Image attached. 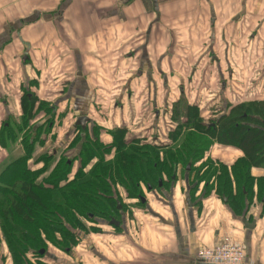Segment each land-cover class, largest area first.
Returning a JSON list of instances; mask_svg holds the SVG:
<instances>
[{
	"label": "crops",
	"instance_id": "crops-1",
	"mask_svg": "<svg viewBox=\"0 0 264 264\" xmlns=\"http://www.w3.org/2000/svg\"><path fill=\"white\" fill-rule=\"evenodd\" d=\"M241 24H246L245 33L240 32ZM244 36L245 50L235 53L241 51L248 58V70H254L255 57L264 53L257 47L264 41V0H0V123L20 117L22 83L38 79L37 72L48 70L53 60L62 71V82L69 81L53 97L73 98L76 107L77 91L94 84L92 68L107 65L108 58H133L140 79L155 87L156 72L166 86L162 74L185 72V58L194 51L200 58L223 50L209 44L208 51L206 42ZM160 41H167V48L159 49ZM212 62L222 66L218 58ZM189 72L196 71L192 67ZM85 98L87 103L89 96ZM205 156L228 168L244 157L236 146L216 139ZM249 174L253 196L241 215L217 204L214 192L205 202L187 205V178L177 177L168 190L151 192L143 206H130L119 229V244L108 240L96 245V252L112 263L118 258L119 264H205L196 257L199 250L231 240L244 246V264H264V202L258 198L264 168L251 167ZM242 221L254 227L248 230Z\"/></svg>",
	"mask_w": 264,
	"mask_h": 264
},
{
	"label": "rangeland",
	"instance_id": "rangeland-1",
	"mask_svg": "<svg viewBox=\"0 0 264 264\" xmlns=\"http://www.w3.org/2000/svg\"><path fill=\"white\" fill-rule=\"evenodd\" d=\"M243 14L240 10V16L243 17ZM245 26L246 24L240 25V32H246ZM147 43L149 44L150 42ZM206 43L208 51L210 49L209 44H211L212 48L223 50L213 55L214 57L210 52L200 58L195 56L197 52L193 50L194 55L185 58L186 65H188L184 70L185 72L174 73L176 74L175 76L172 73L162 74L166 76V86L162 81V77L158 76L156 72L152 73V80L156 81L155 87L152 83L146 84V80L140 79L138 75L140 67L137 68L135 66L136 62L133 58L130 59L123 56L108 58L109 63L107 65L105 63L100 65V67L95 65L94 69L92 68V71L95 72L93 76L94 84L86 90L85 87L80 88L78 91L76 90L79 94L78 97H80L77 100L78 106L76 107L75 103H73L75 102L73 98L53 97L69 81L62 82L63 75L59 65H57V60L48 62V70L37 72L39 78L31 79L28 83H22L24 85L19 90L21 97L24 93L32 97L33 106L36 109L34 112L38 111L36 116L19 118L10 116L0 123V160L3 159L0 163V175L3 170L18 158L24 156L21 139L27 128L32 125L35 126L44 118H55L53 123L57 124V126L54 125L51 132H42L41 136L44 135L46 138L45 143L42 145L36 144L30 158L27 157L29 160H25V165L31 167L42 154L51 153V150L58 147L59 142L65 141L67 137L72 138V126L75 124V118L78 117L75 115L81 113L88 118L86 129L96 128L100 143L107 148H110L109 146L113 144L115 135L123 139L126 144L131 140H138L135 145L139 147L142 145L155 146V142L157 145L168 144L179 148L182 147L180 145L185 139L172 143L168 138V134L176 132L178 124L185 125L181 132L185 134V138L188 137L193 145L191 150L195 152L194 156H191L188 160L186 159L185 162H192V168L196 170L201 169L199 174H191L190 182L192 185L195 183L193 181L195 178L203 177L207 168L211 166L217 167L213 163L211 164L210 162L212 161L205 156L206 151L214 140L207 129L215 126L216 128L218 127L216 129L218 132L225 123L237 117L238 124L254 126L264 132L263 124L260 123L264 122V53L261 52V57H255V69L253 70L252 67L248 70V58L243 56L241 51L239 55L235 53L238 50H245L246 36L242 39L239 38L237 41ZM167 45V41H160L159 49L167 48ZM257 47L264 49V41L258 42ZM227 49L229 50L227 51ZM231 51H234L235 55L227 57L226 54ZM216 58L220 59L221 67L216 68L215 63L212 62V59ZM127 59L129 60L126 63ZM158 60L166 62L168 58L158 57ZM192 67L196 71L195 73L189 72V68ZM146 68L149 67L147 66ZM123 72L127 75H124ZM86 94L89 99L87 103H84L83 98H85ZM69 102L73 104L71 105ZM44 105L49 108L52 107L54 113L45 112L43 110ZM236 106L240 107V109H237L238 112L236 114H232V110ZM77 107L78 109H76ZM72 109L75 110L73 111ZM62 112L66 114L60 116ZM187 113H194L197 116H187ZM239 113L240 115H238ZM45 114L46 116H44ZM245 114L250 120L255 115L260 122H256L254 125V123L249 121H240V116ZM38 118L40 121H37ZM24 122L26 126H23ZM7 123L11 127L8 128L7 132L2 133V125ZM154 137H157L155 141H153ZM113 157L114 148L102 155L104 161L111 160ZM41 160L43 159L41 158ZM55 161L57 162V159ZM97 161L98 158L93 159L84 168V171L88 172V170H91V166ZM55 165L50 166L49 171L39 176L38 180H43L44 177L53 172ZM36 166L46 169L49 165L39 163ZM78 167L79 163L74 162L67 174V178H72ZM177 168L175 178L186 177L184 165ZM217 168L219 169V167ZM10 171H8L7 176H9ZM215 180L210 178L208 183L213 186ZM110 184L113 195L116 194V190L120 193V201L117 204H119L121 213L114 220L119 221L121 226L124 221H127L126 214H129V207L138 205V201L126 199L121 186H114L113 181ZM204 186V182H202L197 188L195 187L194 190H198L195 194L194 192H189V202L191 204L195 203L193 206L196 203L205 202L212 194L205 195ZM168 187H163L164 189L162 190H168ZM143 195L144 201L147 196H151L145 189L143 190ZM235 195L236 192L231 195L230 199H234ZM214 197L217 198V204L222 202L228 209H232V201L227 204V198L221 200V196L215 195ZM129 219L130 215L128 216ZM97 223L99 226L94 231L79 234L76 245L71 247L68 253L55 248L52 245L53 242L46 240L47 249L43 257L32 256L29 253L30 251H28L25 254L26 261H29V264H119L118 258H115L117 263H112L111 261H106L107 258L96 252V245L102 246L108 240L114 245L119 244V239L120 237L122 238L119 235V228L115 230L109 226L108 222L103 220H97ZM87 226L90 229L91 224ZM60 239L61 237L55 235L56 241H60ZM0 264H14L1 232Z\"/></svg>",
	"mask_w": 264,
	"mask_h": 264
},
{
	"label": "trees",
	"instance_id": "trees-1",
	"mask_svg": "<svg viewBox=\"0 0 264 264\" xmlns=\"http://www.w3.org/2000/svg\"><path fill=\"white\" fill-rule=\"evenodd\" d=\"M32 101V97L24 93L20 99V117L36 116L38 111L34 112L36 109ZM233 109L232 114H236L240 107ZM43 110L54 113L52 107L45 105ZM187 116L197 115L187 113ZM239 120L249 121L254 125L260 122L255 115L250 120L246 114L240 116ZM53 122L54 118H44L35 126L27 128L21 139L24 158H18L0 175V232L14 264H29L25 259L28 251L32 256L43 257L47 249L46 240L53 242L55 248L68 253L76 245L79 234L92 232L99 226L97 220L108 222L115 230L120 229V222L114 220L121 213L117 209L120 193L116 190V194H112V181L114 186H121L126 199H134L138 201V205L143 206V190L151 193L170 186L174 183L177 167L184 165L188 186L192 188L193 185L191 192L204 182L205 195L214 192L222 200L227 198V204L232 201L230 210L235 215H241L253 196L250 168H264V132L254 126L238 124L237 117L225 123L218 132V127L215 126L207 130L219 143L236 146L244 157L229 168L210 162L219 169L212 166L207 168L203 177L195 178L192 185L191 174H199L201 169L196 170L192 168V162H185L195 152L191 150L193 145L188 137L185 138V134L181 132L185 127L181 124L177 125L176 132L168 134L172 143L185 139L179 148L168 144L157 145L155 142V146L139 147L135 145L138 140H131L126 144L116 135L113 144L107 148L100 143L96 128L81 132L72 126L71 139L67 137L65 141L59 142L58 147L51 150V153L42 154L31 167L25 165V160L30 158L35 145L45 143L46 138L41 134L43 131L51 132ZM260 123L264 127V122ZM23 126H26L25 122ZM10 127L9 123L3 124L2 133L7 132ZM156 139L154 137L153 141ZM111 148H114V157L104 161L102 155ZM95 158L98 161L91 166V170L85 172L84 168ZM74 162H78L79 167L72 178H67ZM39 163L49 166L42 169L36 166ZM54 164L53 172L43 180H38ZM210 178L216 179L213 186L208 183ZM235 192V198L230 199ZM258 198L264 202V179L259 182ZM88 224H91L90 229ZM55 235L61 237L60 241L55 240Z\"/></svg>",
	"mask_w": 264,
	"mask_h": 264
},
{
	"label": "built area",
	"instance_id": "built-area-1",
	"mask_svg": "<svg viewBox=\"0 0 264 264\" xmlns=\"http://www.w3.org/2000/svg\"><path fill=\"white\" fill-rule=\"evenodd\" d=\"M244 246L236 241L225 240L209 248H202L197 258L205 264H244Z\"/></svg>",
	"mask_w": 264,
	"mask_h": 264
},
{
	"label": "water",
	"instance_id": "water-1",
	"mask_svg": "<svg viewBox=\"0 0 264 264\" xmlns=\"http://www.w3.org/2000/svg\"><path fill=\"white\" fill-rule=\"evenodd\" d=\"M86 121H88V118L87 117H79V118H77V121H76V123H78V124H80L82 127L84 126V123L86 122ZM225 200V199H224ZM143 202H144V200H143ZM187 204L189 205V206H193L194 204H191L190 202H189V200H187ZM117 209H120V207H119V204H117ZM243 222V225L245 226V228L246 229H248V230H250V229H252L253 227H254V224H252V223H247L246 221H242ZM116 224V226H117V223H115Z\"/></svg>",
	"mask_w": 264,
	"mask_h": 264
},
{
	"label": "flooded vegetation",
	"instance_id": "flooded-vegetation-1",
	"mask_svg": "<svg viewBox=\"0 0 264 264\" xmlns=\"http://www.w3.org/2000/svg\"><path fill=\"white\" fill-rule=\"evenodd\" d=\"M75 110V109H74ZM73 110V111H74ZM54 111V110H53ZM66 113H64V112H62L61 114H60V116H62V115H65ZM75 116H78L77 118H79V117H83V115L82 114H79V115H75ZM77 118H75V124H74V129H76V128H78L79 129V131H85V129H86V125L88 124L87 123V121L84 123V126L82 127L80 124H78V123H76V121H77ZM38 120H40L39 118H38ZM54 121H55V118H54ZM87 123V124H86ZM7 125V124H6ZM55 125V124H54ZM50 126H52V124L50 125ZM55 126H57V124L55 125Z\"/></svg>",
	"mask_w": 264,
	"mask_h": 264
}]
</instances>
